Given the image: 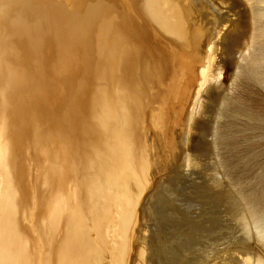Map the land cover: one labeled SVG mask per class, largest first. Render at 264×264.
<instances>
[{"label": "bare ground", "instance_id": "obj_1", "mask_svg": "<svg viewBox=\"0 0 264 264\" xmlns=\"http://www.w3.org/2000/svg\"><path fill=\"white\" fill-rule=\"evenodd\" d=\"M257 3L0 0V264L144 263L140 218L147 211L156 226L174 224L180 192L170 181L188 169L208 177L232 233L231 247L207 264H264ZM196 121L204 135L216 130L231 189L217 182L204 141L194 147L200 159L190 154ZM157 236L159 251L166 242Z\"/></svg>", "mask_w": 264, "mask_h": 264}, {"label": "rangeland", "instance_id": "obj_2", "mask_svg": "<svg viewBox=\"0 0 264 264\" xmlns=\"http://www.w3.org/2000/svg\"><path fill=\"white\" fill-rule=\"evenodd\" d=\"M244 1V0H243ZM254 2V1H252ZM257 4L259 6V8L261 9V11L263 12V21H264V0H257ZM254 4V3H253ZM255 5H253L254 7ZM226 9V8H225ZM222 10V8H221ZM224 10V9H223ZM222 10V11H223ZM225 11L222 12V14H224ZM222 14L219 16L221 17ZM242 20H246L245 18H242ZM5 35H9L10 34V30L8 31V26H7V29L6 31L4 30L3 33H5ZM2 33V34H3ZM1 34V35H2ZM14 39H17V38H13L11 39L10 41H13L14 44H15V51L19 52V55L21 54L23 47L22 45L18 44V47H16V44L15 43L16 41ZM19 46H21L19 48ZM21 50V51H20ZM244 54L246 55L247 54V51L244 52ZM237 57V55H236ZM225 66L228 68V70L226 71L225 73V83L223 84V87H229L231 81H232V74L234 72V68L233 66L231 65V60L229 57H226L225 58ZM222 87V88H223ZM195 124L192 125V130L190 131V135H189V151H190V154L192 155V157L195 156V158H199V155L201 153H198L194 150V147L197 145L198 142L203 143L202 141H204V146L206 147V151L204 152L205 153V157H207V161L210 162L211 160V163L209 165L213 166L215 169V178L218 179L217 182L219 183H223L221 179H224V187L227 188V187H230V183H226L229 182V179L228 178V175L226 174H223L222 169H220V165H217L219 163V157L221 158L220 156V153L219 151H223V149L221 148V146L218 145V148L219 150H217L216 148H214V144L213 141H214V133H215V129L214 128H207V131L204 135V133L200 132L201 128V123L197 125V121L194 122ZM211 130H214L213 132ZM211 133V134H209ZM210 135V136H209ZM213 135V136H212ZM213 138H212V137ZM210 139V140H209ZM213 140V141H212ZM208 141V142H207ZM206 142V143H205ZM211 143V144H210ZM209 144V145H208ZM212 146V147H211ZM214 148V149H212ZM209 149V150H207ZM198 153V154H197ZM213 153V154H212ZM218 153V154H217ZM195 154V155H194ZM203 154V153H202ZM209 155H211L209 157ZM215 155V156H214ZM198 156V157H197ZM214 156V157H212ZM209 157V158H208ZM223 157V155H222ZM204 158V157H203ZM212 158V159H211ZM209 159V160H208ZM211 159V160H210ZM218 159V160H216ZM214 162V163H213ZM214 164V165H212ZM216 165V166H215ZM219 166V167H218ZM188 172H185V176L184 178L182 179L181 184L179 182V184L177 185L176 184V181L178 182V180H172L170 181V185H174L173 189H178V191L180 192L179 196H176L174 197L173 196V201H176L178 198L177 201H176V210H180L181 208V211H179L175 216H172V222L170 223H174L176 226L177 225H180L178 226V228L174 229V231H172L170 234L167 233L166 230H168L169 228H171L172 225L174 224H169L167 225V227H163L164 225H161V226H156L155 225V220L153 221V217H149L148 213L146 215V212L142 215H145L143 217V219L140 218V221H139V226L140 227V239H139V244L141 246L144 247V249H146V255H147V258H146V261H144V263L142 264H207L209 262V259L211 258V260H213L214 258V255L217 256V254L219 252H223V250H227L228 248H230V241L232 239V233L230 231V228L227 221L225 220L224 216H223V213H221L220 210H217L219 209L218 206H216V204H214V200L212 199L213 196L211 195V193L209 192V188H211V186H206L207 185V182H208V177L204 180L206 181V184L205 182H202V180L199 178L198 175L196 174H199L198 172H195L193 170H187ZM219 173H218V172ZM191 173V174H190ZM222 173V176H220ZM213 174V173H212ZM220 176V178H218ZM173 177V176H172ZM196 177V178H195ZM201 180L200 182L199 179ZM221 181V182H220ZM202 182V184H201ZM175 183V184H173ZM187 185L185 186L184 185ZM204 184V185H203ZM227 185V187H226ZM229 185V186H228ZM180 186V187H179ZM183 186H185L183 188ZM164 186H160L158 189L162 190ZM188 187V188H187ZM232 187V186H231ZM230 187V189H231ZM165 188V187H164ZM163 188V190L161 191L160 190V193H163V194H166L167 191ZM172 188V187H171ZM185 190L183 191L182 190ZM180 189V190H179ZM229 189V188H228ZM190 190V191H189ZM204 190V192H203ZM209 190V191H208ZM176 191V192H178ZM182 191V192H181ZM178 192V193H179ZM184 192V193H183ZM197 192V193H196ZM196 193V194H195ZM202 194V195H201ZM203 194H207L208 196H203ZM183 195V197H182ZM188 195V196H187ZM210 195V196H209ZM205 198H203V197ZM192 197V198H191ZM184 198V199H182ZM207 198V199H206ZM176 199V200H175ZM195 199V200H194ZM207 201V202H206ZM208 202H211V203H208ZM206 203V204H205ZM188 205L189 208L186 207V205ZM190 204V205H189ZM210 204V205H209ZM214 204V205H213ZM185 206V207H184ZM202 206V207H201ZM205 206V207H204ZM208 206H211V207H208ZM214 207V208H212ZM212 208V209H211ZM190 209V210H189ZM192 209V210H191ZM211 209V210H210ZM183 210V211H182ZM197 210V211H196ZM185 211V212H184ZM204 211V212H203ZM214 211V212H213ZM217 211V212H216ZM215 213H217L215 215ZM180 214H183L182 216ZM188 214V215H186ZM221 214V215H220ZM178 215V216H177ZM190 215V216H189ZM192 215V216H191ZM199 215V216H198ZM211 215V216H210ZM215 215V216H214ZM188 219H186V217ZM194 216V217H193ZM196 216V217H195ZM198 216V217H197ZM219 216V217H218ZM159 217V216H158ZM157 217V218H158ZM192 217V218H190ZM215 217V218H214ZM151 218H152V221H151ZM194 218V219H193ZM207 218V219H206ZM210 218V221L208 220ZM221 218V219H220ZM226 221H224L223 219ZM202 219V221H201ZM219 219V220H218ZM149 220V221H148ZM159 220V218H158ZM183 220V221H182ZM196 220V221H194ZM200 220V221H199ZM215 220V221H213ZM220 222L218 223L217 222ZM221 220V221H220ZM223 220V222H222ZM142 221V222H141ZM144 223V224H143ZM146 223V224H145ZM149 223V224H148ZM151 223V224H150ZM177 223V224H176ZM198 223V226H196L195 224ZM205 223V224H204ZM219 224H223V225H219ZM174 225V226H175ZM194 225V227H193ZM210 225V226H209ZM215 225V226H214ZM221 226V227H218ZM225 225L227 228H225ZM223 226V227H222ZM151 227V228H150ZM153 227V228H152ZM189 227V228H188ZM197 227V228H196ZM209 227V228H208ZM217 227V228H216ZM181 228V229H180ZM152 229V230H151ZM155 229V230H154ZM197 229V230H195ZM214 229V230H213ZM223 229H225V231H223ZM220 230V231H219ZM180 231V233H179ZM222 231V232H221ZM229 231V232H228ZM160 237V243L162 242H166V243H162L161 246H162V250L160 249L158 251L157 247L155 246V239L157 236L156 234ZM222 233V234H221ZM152 234L155 236H152ZM199 234V235H198ZM145 235V236H144ZM227 235H229L227 237ZM231 235V236H230ZM157 236V239L159 240V237ZM153 237V238H152ZM182 238L178 240V238ZM186 237V238H185ZM229 240H227V239ZM170 239V243H169V240ZM223 239V240H222ZM165 240V241H164ZM178 240V241H176ZM202 240V241H201ZM227 240V241H226ZM168 241V242H167ZM173 241V242H172ZM184 245L182 246V244L180 243H177V242H180ZM221 242V243H220ZM224 242V243H223ZM226 242V243H225ZM169 243V244H168ZM172 243V244H171ZM228 243V245H227ZM167 244V245H166ZM171 244V245H170ZM223 244V245H222ZM170 245V246H168ZM200 245V247H199ZM209 245V246H208ZM219 245V246H218ZM227 245V246H226ZM168 246V247H167ZM203 246V247H202ZM224 246V247H223ZM168 249H167V248ZM149 248L152 249V251H148ZM169 248L171 249L170 251H168V255H169V259H166L168 258V255H167V250H169ZM219 248H222L219 249ZM226 248V249H225ZM156 249V250H155ZM166 249V250H165ZM213 251H212V250ZM154 250V252H153ZM206 250V251H205ZM218 250V251H217ZM163 251V252H162ZM166 251V253H165ZM217 251V252H216ZM162 252V253H160ZM206 252V253H205ZM215 252V253H213ZM219 253L220 255H222L223 253ZM191 253V254H190ZM211 255H209V254ZM166 254V255H165ZM214 254V255H213ZM218 254V255H219ZM163 255V256H162ZM206 256V259L207 257L209 259L205 260V256ZM160 256V257H159ZM166 256V257H164ZM197 256V257H196ZM200 257V258H199ZM171 258V259H170ZM194 258V259H193ZM204 258V259H203ZM173 260V261H172ZM160 262V263H159ZM169 262V263H168Z\"/></svg>", "mask_w": 264, "mask_h": 264}]
</instances>
